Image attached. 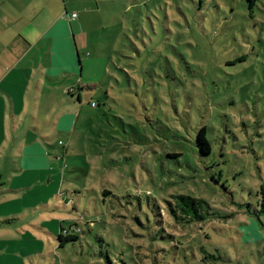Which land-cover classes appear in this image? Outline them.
<instances>
[{
  "label": "rangeland",
  "instance_id": "rangeland-1",
  "mask_svg": "<svg viewBox=\"0 0 264 264\" xmlns=\"http://www.w3.org/2000/svg\"><path fill=\"white\" fill-rule=\"evenodd\" d=\"M98 1L70 5L102 35L79 48L72 131L46 117V93L18 94L19 117L0 101V264H264V0ZM14 127L59 170L16 171L31 137L15 144ZM179 193L210 215L176 225ZM60 222L79 238L60 245Z\"/></svg>",
  "mask_w": 264,
  "mask_h": 264
},
{
  "label": "crops",
  "instance_id": "crops-1",
  "mask_svg": "<svg viewBox=\"0 0 264 264\" xmlns=\"http://www.w3.org/2000/svg\"><path fill=\"white\" fill-rule=\"evenodd\" d=\"M95 2L99 9V1ZM71 3L73 0H0V101L6 107L9 106L12 115L19 117L26 106L18 94L28 89L38 98L46 93L49 99L45 105L51 108L46 117L56 116L55 127L62 132L74 128L75 106L70 105L71 109L66 107L76 98L81 99L84 90L82 83L76 79L80 71L78 65L81 66L80 50L92 44V40L96 43L102 41L101 33L94 38L83 29L81 13L75 11ZM73 13L77 15L73 17ZM23 84L25 88L21 87ZM72 87L76 91L67 92ZM62 94L64 97L67 95L64 100L61 99ZM5 96L11 103H7ZM34 104L43 106L40 102ZM60 105L65 110H59ZM27 111L29 113L30 110L27 108ZM28 135L31 139L20 146L21 153L16 158L20 169L16 171L25 172L37 184L38 179L54 174L59 169L53 166L54 154L38 135L25 134L14 127L11 141L16 144L21 137ZM47 143L50 144L49 139ZM4 176L2 174L0 180ZM21 176L17 174L15 177Z\"/></svg>",
  "mask_w": 264,
  "mask_h": 264
},
{
  "label": "trees",
  "instance_id": "trees-1",
  "mask_svg": "<svg viewBox=\"0 0 264 264\" xmlns=\"http://www.w3.org/2000/svg\"><path fill=\"white\" fill-rule=\"evenodd\" d=\"M197 139L201 152L204 154H209L212 147L209 139L207 138V129L205 127H202L199 130ZM173 155L177 156L180 154L176 153ZM168 204L169 212L173 216L176 225L180 224L184 228H188L187 225L193 223V221H203L210 215V212H208L207 210L205 200L190 194H172V199L168 200ZM60 226V245H63L65 241L76 240L79 238L78 233L81 230L79 232H75L69 228L70 232L64 233V229L67 228L63 227L62 222H60ZM170 236H172V239L170 240L171 246H173V244H177L174 235L170 233ZM209 258L218 259L219 256L209 253L208 255H205V257H203V259L205 260Z\"/></svg>",
  "mask_w": 264,
  "mask_h": 264
},
{
  "label": "built area",
  "instance_id": "built-area-1",
  "mask_svg": "<svg viewBox=\"0 0 264 264\" xmlns=\"http://www.w3.org/2000/svg\"><path fill=\"white\" fill-rule=\"evenodd\" d=\"M77 14L76 13H73L72 14V16L74 17V16H76ZM76 91V89L74 88V87H72V88H69L68 90H67V92H69V93H72V92H75ZM60 144H63V141H60ZM59 159H61V157H59ZM70 229H72L73 231H75V232H79L81 229H80V227H70ZM70 229L69 230H67V229H64V233H68V232H70Z\"/></svg>",
  "mask_w": 264,
  "mask_h": 264
}]
</instances>
